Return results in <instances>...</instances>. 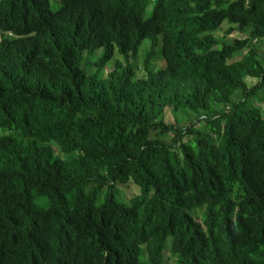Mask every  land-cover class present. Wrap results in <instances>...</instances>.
<instances>
[{
	"label": "trees",
	"instance_id": "1",
	"mask_svg": "<svg viewBox=\"0 0 264 264\" xmlns=\"http://www.w3.org/2000/svg\"><path fill=\"white\" fill-rule=\"evenodd\" d=\"M257 44L264 0H0V264H264Z\"/></svg>",
	"mask_w": 264,
	"mask_h": 264
},
{
	"label": "rangeland",
	"instance_id": "2",
	"mask_svg": "<svg viewBox=\"0 0 264 264\" xmlns=\"http://www.w3.org/2000/svg\"><path fill=\"white\" fill-rule=\"evenodd\" d=\"M49 7H50V10L52 12H54L58 7V0H49ZM150 12H151V6L147 8L144 17L147 18L150 15ZM227 28H228V25L226 23H223L221 28L215 33V35L219 39H221L223 42L231 43L235 39L243 38V35L236 33V32L232 33L231 35L226 36L224 32ZM149 45H150V43L148 40L143 42V44L140 48V52H139L138 65H140L142 63L143 52L145 51L146 48L149 47ZM256 47H257L258 52L261 54L262 58L264 59V45L263 44H257ZM99 52H101V51L99 50ZM117 59H119L118 56L114 57V60H112L107 65V68L104 70V74H106L107 72L112 70L114 62ZM162 64H163L162 57L158 55L156 57V59L154 60V62L152 63V68L156 70L158 68H161ZM138 73L141 76L143 75V72H141V71H139ZM246 81L248 82V84H252L255 82V80H250V79H247ZM235 96L239 97L240 93L236 92ZM236 97L234 99H236ZM262 108L264 109V106ZM164 122L168 123V124L174 123V117L170 113L169 110H167L165 115H164ZM150 137L156 138L157 136L154 133H151ZM158 139H160L161 141L167 142V143H171L172 134H164V135L158 136ZM43 142L52 145L55 148V151L56 152L58 151L60 143L58 141H56L55 139L47 138V139L43 140ZM117 188L120 192V197L123 200H125L126 202H129V200L132 197L139 194L138 188L133 184L119 185V186H117ZM102 198H103V195H101L99 197V199H102ZM195 215L197 216L198 221H202L203 210H197ZM164 261H165V264H174V259L170 256V253L167 250L164 253Z\"/></svg>",
	"mask_w": 264,
	"mask_h": 264
}]
</instances>
